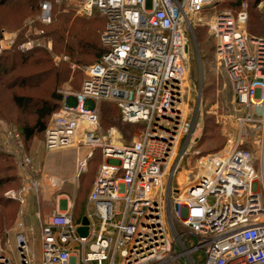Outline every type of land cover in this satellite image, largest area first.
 <instances>
[{
    "label": "built area",
    "instance_id": "obj_1",
    "mask_svg": "<svg viewBox=\"0 0 264 264\" xmlns=\"http://www.w3.org/2000/svg\"><path fill=\"white\" fill-rule=\"evenodd\" d=\"M52 1L59 0H39L44 24L51 22ZM230 1H85V13L104 18V51L83 67L80 89L66 94L73 103L51 113L42 143L46 151L85 148L76 176L99 150L83 215L87 231L78 234L81 220L73 219L64 195V207L57 200L40 226L39 255L18 221L14 251L0 248V264H264V37L247 33L246 2L235 9ZM207 8L209 19L201 15ZM195 23L206 24L214 39L237 114L223 147L193 152L190 170L182 168L198 139L197 119L182 105ZM100 101L114 103L122 122L142 124L131 143L120 142L114 127L100 130ZM181 169L183 181L174 188ZM7 195L24 201L18 191ZM6 243L11 247L9 237Z\"/></svg>",
    "mask_w": 264,
    "mask_h": 264
},
{
    "label": "rangeland",
    "instance_id": "obj_2",
    "mask_svg": "<svg viewBox=\"0 0 264 264\" xmlns=\"http://www.w3.org/2000/svg\"><path fill=\"white\" fill-rule=\"evenodd\" d=\"M85 1H56L52 6L51 22L44 24L39 19V0H0V175H6L7 168L14 175L7 183L0 181V248L7 253L14 251L13 242L9 247L6 239L9 237L11 241L17 231L15 225L23 209L18 199L7 195L8 191L17 192L24 183L27 185L29 195L24 203L30 215L51 211L58 193L68 194L73 210L81 214L102 161L99 150H96L73 180L64 179L62 187L51 186L53 179L49 174L58 178L73 176L75 157L86 149L70 146L46 152L42 133L34 129L29 138L24 135L25 128L34 125L33 107H21L14 101L15 96L29 98L32 104L46 100L53 111L63 104L73 103V98H66V94L80 89L83 67L93 62L97 55L89 46L82 52L66 28L71 24L75 29H81V38L91 39L90 28L81 24V20L96 18L99 23L94 31L99 40L104 26V18L98 11L87 14L82 10ZM243 1L247 4V33L264 37V6L261 5L264 0L257 4L252 0ZM149 5L147 1L146 6ZM226 7V4L216 6L217 10ZM210 13V8H207L201 15L209 19ZM66 20L67 25L63 22ZM57 23L66 26L63 34L58 36L54 34ZM22 44L25 47L19 49L18 45ZM99 44L102 47L101 41ZM185 69L182 109L187 117L197 119L195 134L198 139L188 147L182 169L193 170L198 157L193 152L203 155L221 149L227 134L235 131L237 114L230 82L215 57L214 39L206 24L195 23L191 27ZM52 93L60 98L52 97ZM97 110L100 130L106 132L114 127L119 141L124 144L131 143L142 128L141 123L122 122L117 106L112 102L100 101ZM205 125L210 129L203 135ZM248 141L255 149L253 137ZM42 158L45 166H41ZM35 162L37 166H32L36 165ZM33 182L37 183V189L32 187ZM29 242L38 256V228L29 235Z\"/></svg>",
    "mask_w": 264,
    "mask_h": 264
},
{
    "label": "trees",
    "instance_id": "obj_3",
    "mask_svg": "<svg viewBox=\"0 0 264 264\" xmlns=\"http://www.w3.org/2000/svg\"><path fill=\"white\" fill-rule=\"evenodd\" d=\"M241 1L242 0H231L230 5L233 6L235 9H237V7L241 3ZM252 1H253V4H257L261 0H252ZM54 4H55V2L52 1V6H54ZM52 6H51V14H52ZM67 21L68 20L63 21L65 23V25H67V23H68ZM247 22H248V19H247ZM97 23H99V22H98V20H96V18H94L93 20H91V19L89 20V18H82V20H81V24H83L86 28L87 27L90 28V30H91L90 38L91 39H88L87 37H86L87 38L86 39L85 36H83L84 38H81L80 37L82 34L81 29H75L74 27L71 26V24H70L69 28L68 27L66 28V26H63L60 23H57L56 28L54 29V34L55 35L63 34L64 28H66L68 30L67 34H69V36H71V39H73L75 41V43L80 48H82L81 49L82 52L84 50H86V48H88V46H89V48L91 50L96 51L95 55H97L96 59H98V57L103 53L104 47H103V45H102V47L100 46L99 41H101V40L100 39L98 40L97 33H96V31H94L97 28V26H96ZM103 25H104V23H103ZM254 37H258V36H254ZM51 96L56 98V99L60 98V96H58L54 93H52ZM14 101L18 106H21V107H33V111H34V115H35L34 125L30 128H25V130H24L25 137L29 138L35 129L36 131L42 133V138H43L44 129H45V126H46L47 121H48V119L46 121H45V119H46V117L50 116V114L53 112V107L48 105L46 100H43L40 103L32 104L31 100L29 98L15 96ZM209 129H210L209 126L205 125L203 135H204L205 130H209ZM6 166H10V164H6ZM9 170L10 169L7 168V174L6 175H0V181L2 180L3 182H6V183L11 181V179H12V177H14V175L10 174Z\"/></svg>",
    "mask_w": 264,
    "mask_h": 264
},
{
    "label": "crops",
    "instance_id": "obj_4",
    "mask_svg": "<svg viewBox=\"0 0 264 264\" xmlns=\"http://www.w3.org/2000/svg\"><path fill=\"white\" fill-rule=\"evenodd\" d=\"M46 152H48V151H46ZM83 154H84V152H82L81 153V155H77L76 157H75V160H74V163L72 164V166H75V172H74V174H73V176H70V177H65V178H58V177H56V176H54V175H52V174H49V176L50 177H52V179L55 181V185H57L58 187H62L63 186V184H61V183H63L62 181H64V179L65 180H67V181H69L70 182V180L72 179H74L75 178V176H76V169H77V162H78V160L80 159V157H82L83 156ZM7 155H9V153H7ZM36 163V162H35ZM34 163V164H35ZM32 166H37V163H36V165H32ZM39 166V165H38ZM41 166H45V164H44V158H42V164H41ZM48 166H50V165H48ZM24 168V167H23ZM48 174V173H47ZM95 178V177H94ZM94 180V179H93ZM93 182V181H92ZM61 184V185H60ZM54 185V186H55ZM92 185V184H91ZM56 186V187H57ZM22 188H24V190L22 191ZM28 188H27V185L24 183L23 184V186L22 187H20V189L18 190V192H20V195H22V198H23V202H22V204H23V209H21V211L19 212L20 214H19V218H18V220H17V222L18 221H22V223H23V225H24V228H25V233H26V236H29L30 234H31V232L33 233L34 232V229H39V231H40V226H41V224H43L53 213H55V209H56V201L57 200H59V202H60V205H61V207H64V204H65V199H63L62 197L64 196V195H66V196H68V194H66V193H58L57 195H56V197H55V199H54V208L51 210V211H49L48 213H45V214H43V215H40V214H38V213H33V215H30V214H28L27 212H26V206H25V199H26V197H27V195H29L28 194V190H27ZM90 189H91V187H90ZM90 191V190H89ZM89 193V192H88ZM87 196H88V194H87ZM87 196H86V200H87ZM68 199H70V197L68 196ZM70 201H71V199H70ZM86 207V206H85ZM84 211H85V208H84V210H83V212L81 213V214H78L75 210H73V207H72V216H73V219L75 220V221H80V220H82V217H83V215H84ZM16 222V223H17ZM29 228H31L32 229V231L30 232L28 229ZM11 242H13V238L11 237Z\"/></svg>",
    "mask_w": 264,
    "mask_h": 264
},
{
    "label": "water",
    "instance_id": "obj_5",
    "mask_svg": "<svg viewBox=\"0 0 264 264\" xmlns=\"http://www.w3.org/2000/svg\"><path fill=\"white\" fill-rule=\"evenodd\" d=\"M183 177H184V173L182 170H180L178 177H176L175 179L174 188H177L180 185V183L183 181ZM81 223L82 225L77 227V232L79 235H85L87 231V227H86L87 220L85 217H82Z\"/></svg>",
    "mask_w": 264,
    "mask_h": 264
}]
</instances>
